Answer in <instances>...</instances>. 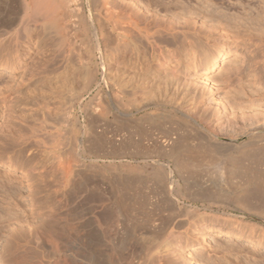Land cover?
<instances>
[{"label": "rangeland", "instance_id": "rangeland-1", "mask_svg": "<svg viewBox=\"0 0 264 264\" xmlns=\"http://www.w3.org/2000/svg\"><path fill=\"white\" fill-rule=\"evenodd\" d=\"M75 1L73 41L47 19L39 18L35 25L26 22L24 7L16 0L0 1V264H66L64 250L70 243L88 244L90 224L99 232L114 231L111 242L127 247L133 241L160 239L166 244L163 251H169L174 240H180L177 255L168 256L174 264H264L263 246L223 234L232 231L230 221L241 217L256 228L251 236L262 241L258 230L264 232L260 0H198L205 9L199 8L196 21L167 14L170 0H112L129 14L134 3L140 6V11L133 10L139 28L176 29L194 48L193 53L185 49L169 60L154 76L141 72L137 81H130L126 73L120 77L113 68L101 71L98 57L90 54L94 42L89 10L85 6L82 13L79 7L85 0ZM247 5L260 13L251 31L235 25ZM6 15L15 17L12 25L4 22ZM120 15L105 21L122 26ZM218 43L229 53L208 75L213 90L209 94L194 63L203 61L204 52ZM109 46L112 64L119 53L113 42ZM17 56L21 60L13 71L5 70L3 62ZM133 84L147 90L145 96L138 95L142 104L174 98L165 111L169 118L141 119L154 109L121 117L122 103L128 99L120 93ZM202 135H209L211 143L204 144ZM162 137L175 138L184 147L178 157L214 148L232 154L229 185L223 188L237 192L221 199L210 194L218 177L216 160L209 157L166 184L171 150L159 144ZM235 147L244 148L242 156ZM12 191L16 198L9 202L5 192ZM50 221L68 229L70 241L67 235L50 232ZM14 227L22 230L23 254L10 243ZM34 233L46 246L37 244ZM136 233L144 235L134 240Z\"/></svg>", "mask_w": 264, "mask_h": 264}, {"label": "bare ground", "instance_id": "bare-ground-1", "mask_svg": "<svg viewBox=\"0 0 264 264\" xmlns=\"http://www.w3.org/2000/svg\"><path fill=\"white\" fill-rule=\"evenodd\" d=\"M72 1L73 0H16L18 4H22L24 7L26 22H30L35 25L39 18L47 19L57 32L61 33L64 37H70L71 41H73L74 32L76 30L75 19L77 18V15L74 14L76 11L73 12L75 9L71 8ZM79 1L82 2V0H77L75 2ZM198 2V0H187L185 3L182 2V0H170L166 4L165 12L176 19L188 16L191 21H196L195 19L197 18V15L200 14L199 8H203V5L200 4L202 2ZM203 4L205 3L203 2ZM259 5H261V10H259L261 13L262 9L264 10V0H260ZM85 6L88 8L89 16L92 19L91 33L93 34L94 52L90 54H94L93 57H98V66L102 72H107L113 68L116 72H118L120 77L126 73L128 74L130 81H137L141 72H144L145 75L148 73L149 75L151 74L154 76L160 72L165 65H167L169 60L180 57L185 49L191 53L194 51L192 42L189 41L187 37L183 36V32L179 33L175 31L176 29L157 27L151 32L146 29L139 28V21L137 18L138 15L136 11L133 10L140 11L141 9L140 6L136 5V3L133 4L134 9L130 10V14L124 12L123 10H119L117 3L112 0H85L82 7L78 6L82 13L85 10ZM244 9L247 10L244 11L243 15L237 18L235 25L238 24V27H243L244 30H250L255 23V20H259L258 17L260 13L257 11L258 9L254 10L250 5H247ZM118 14H121L120 17L122 22L119 25L122 26H110V24L106 23V18H109L110 16L117 17ZM4 22L12 25L15 22V17L13 18L10 17V15H6L4 17ZM28 35L29 33L25 32L24 36ZM111 42L114 43L115 50L119 53L112 64L109 63L111 59L109 55V44ZM27 45L28 44H26V48H28ZM228 53L229 49L226 45L218 43L204 52L203 61H197L198 64L197 62L194 63V67L199 66L202 75L205 77L202 81V86L206 88L209 94H211L213 90L212 86L208 84V75L218 70L222 61L227 58ZM18 58L19 57L17 56L10 62L4 61L2 64L4 69L9 72L13 71V66H16L19 60H21V58L19 60ZM150 80H152V78H150ZM175 81L177 87H179L180 82L178 80ZM145 93L147 94V90L144 89L142 84H133L130 89L122 90L120 95L122 94L124 98H127L128 100H126L125 103H122L119 112L120 116L123 118L126 116L133 117L138 112H146L148 109H154L156 114H145L141 119H155V121H157V119L164 118V116L169 118V112L166 114L165 111H167L168 107L171 106L172 102H174V98L166 97L163 100H153L151 102L147 100L145 104H142V99H140L138 95H141L142 97L145 96ZM208 136L202 135L200 137L202 142L204 141V144L211 143V139ZM10 141L11 143L15 142L13 140ZM262 141L264 142L263 138ZM159 142L158 143L162 147L170 148L171 150V154L169 156L171 165L166 164L168 171L165 178H163V181H166V184H168V181L170 182L173 180L175 174L181 175L188 166H193L197 161H202L203 159L209 157L216 160V176L218 177V181L214 186L215 189L213 192H210V194L215 196V198L217 197L221 199L222 196H232L235 192H237L235 188H232L233 191L230 192H227L223 188L226 184L229 185V176L232 168V154L218 148H214V151H202L200 155L197 153L191 157H185L184 155H180V157H178L179 154L176 153H181L184 150V147L181 144H177L175 138L162 137ZM6 145L7 142L4 141L3 146ZM234 149L237 148L235 147ZM237 150L239 155L245 152L244 148ZM220 158L223 159L221 160ZM14 195H16L15 191L5 192V198L8 199L9 202L16 198ZM14 203V205L17 206L16 202ZM239 210L242 211V209ZM225 215L230 216L231 214ZM235 219L236 220L230 221L229 223V229H232V231H226L223 232V234L229 237H242L248 242H251L254 246L264 247V232L258 230V235L262 238V241L258 240V238L251 236L252 233L256 234V228H252L251 224L246 223L242 217L240 219ZM49 223L48 230H50V232L67 235V241H70L72 235L70 233L66 234L68 229L57 226L53 221H50ZM223 224H227V220L223 219ZM90 226L92 229L88 231V235H86L89 237L88 244L86 243L84 246V244H81L80 242L77 247H74V244V246H71V243L69 246L67 245L64 252L68 255L69 260L66 264H96V262L99 261L117 264H174L168 260L169 253L175 257L177 255V247H181L182 245L180 240H174V246H172L169 251H163L166 244H163L165 241L160 239L154 242L147 241L145 239L140 243L133 241V243L131 242L128 245L129 247L121 244L116 245L115 243H112L114 240L111 242V239L115 238L116 233L114 231L99 232V230L93 227L92 224H90ZM216 230L218 231L217 233H222L220 229ZM13 231L14 233L11 235L10 243L14 248V251L23 254L26 252V247H23L20 243L23 239V234L20 233L22 230H20L19 227H14ZM148 233L152 234L153 232ZM141 235L143 237L144 234L136 233L134 240H136L139 236L141 237ZM74 237L75 240H78L76 242L79 243L80 238H77L76 235ZM33 238L38 242L37 244L40 242L41 245L46 246L38 234L34 233ZM108 238H111V243L107 242V240H109ZM125 249L129 252L125 253ZM48 255L52 257V252H48Z\"/></svg>", "mask_w": 264, "mask_h": 264}]
</instances>
